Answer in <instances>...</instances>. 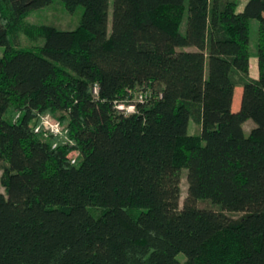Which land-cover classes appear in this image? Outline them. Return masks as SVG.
Here are the masks:
<instances>
[{
	"label": "trees",
	"instance_id": "obj_1",
	"mask_svg": "<svg viewBox=\"0 0 264 264\" xmlns=\"http://www.w3.org/2000/svg\"><path fill=\"white\" fill-rule=\"evenodd\" d=\"M62 1L77 28L0 0V264H264V0Z\"/></svg>",
	"mask_w": 264,
	"mask_h": 264
},
{
	"label": "rangeland",
	"instance_id": "obj_2",
	"mask_svg": "<svg viewBox=\"0 0 264 264\" xmlns=\"http://www.w3.org/2000/svg\"><path fill=\"white\" fill-rule=\"evenodd\" d=\"M82 13H83V7L78 8L76 12H70L65 8L62 0H53V2L50 5L30 12L26 17L25 22L33 26L54 25L60 29L68 30V29L77 28L79 26ZM187 21H188V13H186V16L182 23V29H181L182 32L186 30ZM258 29H259V21L256 19L252 20L251 43L253 46L257 45ZM13 38L15 40L16 45L19 47L35 48L40 45H43L45 42L44 39L38 34L35 35L28 34L24 29L18 30L16 33H14ZM239 86L240 85L237 86V100H236L237 103L234 106L236 110L240 108L241 94L243 91V87H239ZM46 115L56 117L58 120H60L58 116L52 114H46ZM251 123H253L254 125V122L251 121ZM63 125L64 127H66L65 124ZM199 129H200V125L195 120H193L190 129L191 133L192 134L198 133ZM65 131H67V128H65ZM4 164L5 163L2 162L0 166H3ZM187 174H188V170L184 169L183 177H182L181 206H183L185 198L188 195ZM1 175H2V170H0V179H1ZM0 189L2 192L5 193V188L2 186L1 182H0ZM199 206L202 208H213L219 210V207L214 205L210 201H200ZM226 213L231 217H239L242 215V213H231V212H226ZM185 258L186 257L183 253L179 255L180 260L183 261L185 260Z\"/></svg>",
	"mask_w": 264,
	"mask_h": 264
},
{
	"label": "built area",
	"instance_id": "obj_3",
	"mask_svg": "<svg viewBox=\"0 0 264 264\" xmlns=\"http://www.w3.org/2000/svg\"><path fill=\"white\" fill-rule=\"evenodd\" d=\"M94 92L98 93V86L94 87ZM145 98L144 93H140L137 95V101H143ZM117 108L123 111L125 114H132L136 111V104L135 103H124L120 102L117 105ZM65 128L63 123L58 120L56 117H52L50 115H46L42 117V124L37 129V131L42 130L46 137L49 135H62L64 134Z\"/></svg>",
	"mask_w": 264,
	"mask_h": 264
},
{
	"label": "crops",
	"instance_id": "obj_4",
	"mask_svg": "<svg viewBox=\"0 0 264 264\" xmlns=\"http://www.w3.org/2000/svg\"><path fill=\"white\" fill-rule=\"evenodd\" d=\"M246 3H247L246 0L240 1L239 11H242L244 9ZM250 77L252 79H258L260 77V66H259V58L257 55V45L253 46L252 43H251V59H250ZM239 87H242V86L240 85ZM236 100H237V89H236V94H235L234 106L237 103ZM254 126L255 124L253 125V123H251V120L247 121L244 124V128L247 133H249ZM190 129H191V124H190Z\"/></svg>",
	"mask_w": 264,
	"mask_h": 264
}]
</instances>
